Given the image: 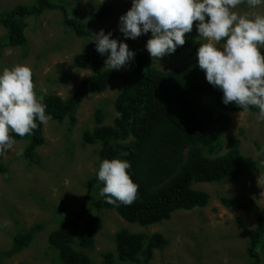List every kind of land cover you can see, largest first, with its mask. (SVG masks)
Wrapping results in <instances>:
<instances>
[{"label": "trees", "instance_id": "16d2710c", "mask_svg": "<svg viewBox=\"0 0 264 264\" xmlns=\"http://www.w3.org/2000/svg\"><path fill=\"white\" fill-rule=\"evenodd\" d=\"M48 10H60L65 28L78 37L92 39L98 33L96 27L88 29L86 24L69 16L65 6L51 0H34L31 5H16L0 12V26L5 33L0 36V51L19 47L26 55L27 38L25 28L27 17H38ZM114 6L105 4L89 11L92 21H102L114 14ZM185 44L167 57H175L188 51L187 64L169 70L157 69L143 48L138 47L131 66L122 73L105 68L106 55H100L92 48L73 57L74 66L91 68L88 76L81 79L66 99L56 94H46V114L54 122L68 119L70 128L76 123V112L84 96L102 94L113 81L120 83L113 100L115 115L111 124L105 123L107 114L99 107L94 112V125L85 130L81 140L86 145H98L93 174L87 178L86 194L79 209L69 210L58 227L48 233L47 243L54 250L56 264H93L87 250L95 242V235L101 228L102 218L97 214L85 215L90 196L100 193L103 182L98 181L97 172L104 159L121 158L131 163L128 170L131 179L138 184L136 200L131 205L109 204L103 197L93 199L97 209L114 208L126 222L149 226L170 219L175 211H191L208 204L209 195L192 188L193 183L221 182L237 179L248 167V158L240 151V140L223 136L231 125V114L243 112L234 104L222 103L223 93L210 85L196 58L202 42L189 37ZM210 97L212 104L204 101ZM250 113H258L252 108ZM31 135L20 137L14 132L15 140L27 142L20 152L29 164H37L36 150L43 146V124ZM226 150L223 151V147ZM263 151V150H261ZM127 153V156H122ZM7 166L0 161V172L7 173ZM97 190V191H96ZM225 209L251 210L254 202L241 201L234 197L220 196ZM253 209V208H252ZM57 211H68L61 201ZM63 211V212H62ZM256 224L249 234L246 253L248 264H260L259 249L264 243V208L255 215ZM243 229L247 224L238 219ZM40 224L17 231L7 251L0 252V264L28 247L39 231ZM116 259L130 264H148L155 250L166 247L168 240L161 233L151 235L120 228L114 235ZM24 264V263H21ZM101 264H115V257L108 252Z\"/></svg>", "mask_w": 264, "mask_h": 264}, {"label": "rangeland", "instance_id": "374dc122", "mask_svg": "<svg viewBox=\"0 0 264 264\" xmlns=\"http://www.w3.org/2000/svg\"><path fill=\"white\" fill-rule=\"evenodd\" d=\"M34 0H0V12L16 5H31ZM65 6L69 16L84 22L88 29H103L105 34L113 33L127 43L134 51L141 47L154 66L159 70H169L189 62L188 51L175 57L152 58L146 49L151 33L135 40L124 39L119 32V18L131 8V0H51ZM114 6L112 17L102 21H92L89 11L99 6ZM247 5H240L235 11H247ZM264 14V5L254 9ZM60 10H48L38 17H27L25 36L26 55L19 47L4 48L0 51V71L17 64L28 65L33 72V82L38 94H56L62 99L71 95L82 78L88 76L91 68L79 69L74 66L73 57L79 52H89L92 41L81 38L64 27ZM193 25V30L185 34L202 43ZM5 30L0 26V36ZM106 57L108 54H105ZM132 61L118 70L122 73ZM120 83L113 81L102 94L83 97L77 112L76 123L70 128L68 119L62 122L49 121L43 125L45 143L36 150L37 164H29L20 153L27 142L18 141L0 161L7 166V173L0 172V252L7 251L17 231L28 229L35 224L43 228L32 243L23 251L4 259L1 264H56L54 250L47 243L48 233L59 226L69 210L79 209L86 194V180L95 169L98 145H86L81 140L82 133L94 125V112L101 107L107 114L105 123L111 124L115 115L113 100ZM205 103L212 104L210 97ZM258 113L235 112L231 114V125L223 136L240 140V151L248 158L247 171L237 179H225L213 183H193L192 188L209 195L208 204L191 211H176L169 221L141 226L124 221L114 208L97 209L93 199L100 197L93 191L88 201L85 215L97 214L102 218L101 228L95 235V242L87 250L93 264H101L105 253H112L115 264H130L116 259L114 235L120 228L148 235L161 233L168 244L155 250L148 264H248L246 253L249 234L256 224L255 210L264 208V122L257 120ZM226 146L223 147V151ZM263 150V151H261ZM234 197L241 201L252 200L253 209L241 211L225 209L219 197ZM63 201L68 211H57ZM238 219L247 224L243 229ZM260 264H264V243L259 249Z\"/></svg>", "mask_w": 264, "mask_h": 264}, {"label": "clouds", "instance_id": "9594fccd", "mask_svg": "<svg viewBox=\"0 0 264 264\" xmlns=\"http://www.w3.org/2000/svg\"><path fill=\"white\" fill-rule=\"evenodd\" d=\"M131 5L119 18L118 30L125 40L150 32L146 49L152 58H163L185 44V34L192 32L196 22L199 37L206 41L196 58L207 82L223 93L224 105L234 104L245 113L258 108L257 120L264 122V14L254 11L264 0H131ZM240 5H247L248 10L235 11ZM112 37V32L105 34L101 29L91 41L100 55L108 54L105 68L118 71L136 53ZM42 93H37L28 65L0 71V158L15 144L11 132L31 135L38 127L36 121L47 125L53 119L46 114L47 90ZM130 169L126 159L101 162L97 179L104 186L99 195L107 203L131 205L136 200L139 186L131 179Z\"/></svg>", "mask_w": 264, "mask_h": 264}, {"label": "flooded vegetation", "instance_id": "af4514ba", "mask_svg": "<svg viewBox=\"0 0 264 264\" xmlns=\"http://www.w3.org/2000/svg\"><path fill=\"white\" fill-rule=\"evenodd\" d=\"M92 46H93V45H92ZM92 46H91V48H92ZM253 206H254V205H253ZM252 208H253V207H252ZM252 208H251V209H252ZM261 209H262V208H261ZM259 210H260V209H256L255 212H254V214L256 215V214L258 213ZM255 219H256V217H255Z\"/></svg>", "mask_w": 264, "mask_h": 264}]
</instances>
